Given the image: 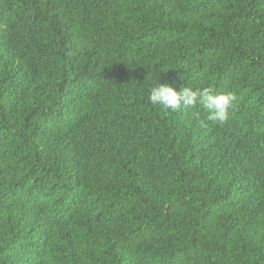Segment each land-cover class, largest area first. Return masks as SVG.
Listing matches in <instances>:
<instances>
[{
	"label": "trees",
	"instance_id": "1",
	"mask_svg": "<svg viewBox=\"0 0 264 264\" xmlns=\"http://www.w3.org/2000/svg\"><path fill=\"white\" fill-rule=\"evenodd\" d=\"M0 264H264V0H0Z\"/></svg>",
	"mask_w": 264,
	"mask_h": 264
},
{
	"label": "clouds",
	"instance_id": "2",
	"mask_svg": "<svg viewBox=\"0 0 264 264\" xmlns=\"http://www.w3.org/2000/svg\"><path fill=\"white\" fill-rule=\"evenodd\" d=\"M156 82L150 86L148 101L165 111H176L181 107L194 108L197 105L208 110V119L220 124L227 121L235 100L231 92L216 93L209 87H175L172 83Z\"/></svg>",
	"mask_w": 264,
	"mask_h": 264
}]
</instances>
